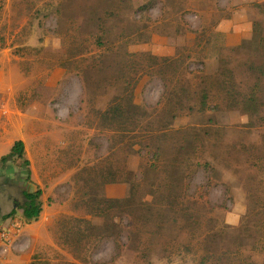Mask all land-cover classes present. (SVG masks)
<instances>
[{
    "label": "rangeland",
    "instance_id": "374dc122",
    "mask_svg": "<svg viewBox=\"0 0 264 264\" xmlns=\"http://www.w3.org/2000/svg\"><path fill=\"white\" fill-rule=\"evenodd\" d=\"M0 81L8 257L264 264V0H0Z\"/></svg>",
    "mask_w": 264,
    "mask_h": 264
},
{
    "label": "trees",
    "instance_id": "16d2710c",
    "mask_svg": "<svg viewBox=\"0 0 264 264\" xmlns=\"http://www.w3.org/2000/svg\"><path fill=\"white\" fill-rule=\"evenodd\" d=\"M251 100L250 102H252ZM117 113L118 116H121L123 114V109L119 105H113L111 108L108 109L107 113ZM121 123V122H120ZM9 158H17L22 159L24 163H28V160L25 158V149H24V142L19 139L13 142L10 151L0 157V161L4 162ZM23 197H24V203L21 207L23 217L27 222L31 220H37L39 217V214L41 212V201H40V195L41 190L36 189L35 191H23ZM14 214V209H12L9 213L2 216V219H7L11 217ZM29 264H41L39 259H37L35 256L32 259V261Z\"/></svg>",
    "mask_w": 264,
    "mask_h": 264
},
{
    "label": "crops",
    "instance_id": "0c3cea01",
    "mask_svg": "<svg viewBox=\"0 0 264 264\" xmlns=\"http://www.w3.org/2000/svg\"><path fill=\"white\" fill-rule=\"evenodd\" d=\"M7 89V84H4L3 81H0V144H7L10 146H12L14 139L8 138V133H10L11 131H14V128L11 127L12 126V120H10V116L8 114L9 109H8V103L6 102V97H5V91ZM2 136H6L5 138L2 139ZM22 135H20V139H22ZM9 139V140H8ZM3 141V142H2ZM14 222L11 224V226H14ZM0 230H7V232L9 233L8 237L5 239L0 238V264H8L11 261H13L16 264H25L26 260L24 261V259H22V257L16 256V254H14L13 256H9V253L11 255L10 249H11V244L6 243L7 240H12L14 239L19 230L17 229H13L12 227H2ZM11 242V241H10ZM7 251V257L4 256V252ZM6 258V259H4Z\"/></svg>",
    "mask_w": 264,
    "mask_h": 264
},
{
    "label": "built area",
    "instance_id": "2783aa9c",
    "mask_svg": "<svg viewBox=\"0 0 264 264\" xmlns=\"http://www.w3.org/2000/svg\"><path fill=\"white\" fill-rule=\"evenodd\" d=\"M9 235V233L7 232V230H0V238L5 239L7 238Z\"/></svg>",
    "mask_w": 264,
    "mask_h": 264
}]
</instances>
